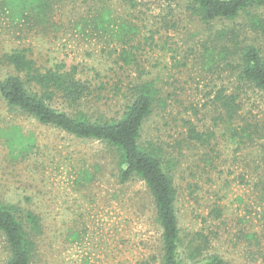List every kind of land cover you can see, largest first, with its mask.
Segmentation results:
<instances>
[{"label": "rangeland", "instance_id": "1", "mask_svg": "<svg viewBox=\"0 0 264 264\" xmlns=\"http://www.w3.org/2000/svg\"><path fill=\"white\" fill-rule=\"evenodd\" d=\"M186 4L61 0L44 24L11 20L0 9V80L13 73L3 55L15 50L41 72L74 69L91 95L75 107L59 98L49 103L82 111L91 121L119 118L133 86L153 82L162 102L144 123L141 141L160 145L172 161L185 244L202 233L209 241L204 255L226 264H264L258 186L264 136L252 143L239 137L249 123L264 132V92L242 89L235 120L214 103L218 91L230 94L237 86L235 71L218 57L217 43L227 40L219 39L221 31L230 38L238 32L235 42L254 44L263 54L264 35L247 30L246 14L205 25L189 16ZM258 13L264 18V8ZM189 124L207 142L188 139ZM0 201L39 217L36 264H160L161 230L144 184L120 183L104 144L13 113L1 98ZM7 258L0 236V264Z\"/></svg>", "mask_w": 264, "mask_h": 264}, {"label": "trees", "instance_id": "2", "mask_svg": "<svg viewBox=\"0 0 264 264\" xmlns=\"http://www.w3.org/2000/svg\"><path fill=\"white\" fill-rule=\"evenodd\" d=\"M60 1L0 0V9L11 20L24 19L26 22L44 24ZM263 8L264 0H187L186 4L189 16L205 25L232 22L246 14L247 30L260 35H264V18L258 11ZM225 32L221 31L224 36L219 39L226 38V44L217 43L220 48L218 57L235 71L237 86L230 94L218 91L214 103L223 110L227 119L235 120L241 105L242 89L247 87L248 90L264 92V54L254 44L235 42L238 32L233 31L231 38ZM223 51L225 53H221ZM122 58L128 61L127 56ZM3 59L5 65L13 69V73L0 80V98L8 110L77 139L104 144L113 159L119 182L123 184L136 179L144 184L152 198L161 230L160 264H226L217 255H204L209 241L202 233H196L185 244L175 210L176 189L170 172L172 161L166 159V150L160 145L141 141L144 123L151 116L155 103L162 102L153 82L142 81L133 86L131 100L119 118L91 121L82 111L67 113L53 108L49 103L59 98L75 107L91 95V86L77 78L74 69L63 71L56 66L41 72L21 50L3 55ZM261 136H264L263 130L250 123L245 124L242 134H239L240 138L244 137L250 143ZM188 139L200 143L208 140L192 126L188 128ZM260 154L263 176L258 186L264 198V145L260 148ZM219 213L218 208L213 210L216 217ZM40 229V219L34 213L21 211L16 205L0 201V236L8 251L5 264H36Z\"/></svg>", "mask_w": 264, "mask_h": 264}]
</instances>
